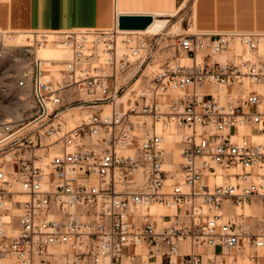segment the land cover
<instances>
[{
    "label": "built area",
    "instance_id": "built-area-1",
    "mask_svg": "<svg viewBox=\"0 0 264 264\" xmlns=\"http://www.w3.org/2000/svg\"><path fill=\"white\" fill-rule=\"evenodd\" d=\"M118 15L0 29L33 108L0 121V264H264V30L131 33Z\"/></svg>",
    "mask_w": 264,
    "mask_h": 264
},
{
    "label": "crops",
    "instance_id": "crops-1",
    "mask_svg": "<svg viewBox=\"0 0 264 264\" xmlns=\"http://www.w3.org/2000/svg\"><path fill=\"white\" fill-rule=\"evenodd\" d=\"M185 9L198 30H264V0H0V29L106 28L115 25L116 14L169 20ZM63 54L57 49L49 57Z\"/></svg>",
    "mask_w": 264,
    "mask_h": 264
},
{
    "label": "rangeland",
    "instance_id": "rangeland-1",
    "mask_svg": "<svg viewBox=\"0 0 264 264\" xmlns=\"http://www.w3.org/2000/svg\"><path fill=\"white\" fill-rule=\"evenodd\" d=\"M110 27H112V25L106 28H110ZM71 29H94V28L81 27V28H71ZM59 30H69V29H59ZM195 30L198 29H196L191 25V19L189 17L188 12L185 9L183 12L177 14L175 17H171L167 21V24L161 27L158 31L161 32L169 31L170 33H173L175 35L176 33H189ZM168 39H169L168 42L171 41L170 37ZM46 47L47 48L50 47L52 49L59 48L49 44L46 45ZM54 50L56 51L57 49ZM40 51L41 49L38 51V53H40ZM175 54L177 53H175L174 49L172 48L171 49L164 48V51H157L154 55V59L150 63H148L147 67L144 69L143 74L140 77L139 81H141V79L144 78L145 76H149L153 71H156L159 68V66L162 65L163 62H165V60L171 61L173 56H175ZM181 61L186 62L185 60H181ZM143 68L144 67H142V70ZM17 78H18V67L14 65L8 58L5 57L0 58V121L6 119L14 122L26 121L33 111L30 92L26 88H21L17 85L16 82ZM74 116L75 117L71 118L70 114L68 115V123H72V121H74V119L77 118L78 113L74 112ZM179 160L180 158L176 159V161ZM160 211H164L166 213L172 212L171 210H168L165 207L160 208Z\"/></svg>",
    "mask_w": 264,
    "mask_h": 264
},
{
    "label": "bare ground",
    "instance_id": "bare-ground-1",
    "mask_svg": "<svg viewBox=\"0 0 264 264\" xmlns=\"http://www.w3.org/2000/svg\"><path fill=\"white\" fill-rule=\"evenodd\" d=\"M154 18L153 20L151 21V23L145 28V29H142V30H121L123 32H131V33H148V32H157L161 27H163L165 24H167V19L164 17H161V15H159L158 17H156L155 15H153ZM115 20V19H114ZM116 25V23H115ZM154 30V31H153ZM54 49H58V50H61L60 48H50V47H43L41 48V51L40 53H38V55L42 58V59H62L63 55L61 57H58V58H54V57H49L50 55H52L53 53H55L56 51ZM44 50V51H43ZM63 52V50H61ZM64 53V52H63ZM77 115V114H75ZM75 117V116H73ZM78 118V116H77ZM76 118V119H77ZM74 119V120H76ZM170 133H174L175 135L173 136L172 138V144H171V147H174L175 148V144H174V141H177L179 139V135L176 133V130L175 129H171L170 130ZM180 158V155H179V149L177 150V148H175V159H179ZM160 208H163L161 206H157V205H154L151 207V212L152 213H157V214H160V213H163V214H168L164 211H160ZM250 207H245L244 211L245 212H250ZM168 212V211H167ZM240 263H244L243 260H238Z\"/></svg>",
    "mask_w": 264,
    "mask_h": 264
},
{
    "label": "water",
    "instance_id": "water-1",
    "mask_svg": "<svg viewBox=\"0 0 264 264\" xmlns=\"http://www.w3.org/2000/svg\"><path fill=\"white\" fill-rule=\"evenodd\" d=\"M153 20L151 14L122 13L117 16V27L120 30H142Z\"/></svg>",
    "mask_w": 264,
    "mask_h": 264
}]
</instances>
